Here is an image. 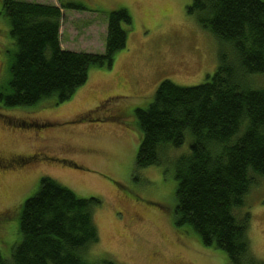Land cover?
<instances>
[{"label": "rangeland", "instance_id": "374dc122", "mask_svg": "<svg viewBox=\"0 0 264 264\" xmlns=\"http://www.w3.org/2000/svg\"><path fill=\"white\" fill-rule=\"evenodd\" d=\"M79 5L64 9L63 48L104 51L108 12L124 8L131 16L126 46L111 66L95 65L69 99L53 97L31 106L0 103V157L24 156L12 168L0 167V254L4 259L20 240L22 202L49 177L79 198L95 197L98 242L86 251L97 264H230L226 254L201 244L196 234L172 223L174 169L169 164L135 166L141 129L135 114L152 101L164 79L194 86L211 76L219 51L232 52L186 13L190 0H27ZM0 0V93H9L16 47ZM253 87L263 77H252ZM191 137L167 152L174 159L189 152ZM166 168V170H164ZM244 197L252 216L249 238L254 256L264 261V176L254 177Z\"/></svg>", "mask_w": 264, "mask_h": 264}, {"label": "trees", "instance_id": "16d2710c", "mask_svg": "<svg viewBox=\"0 0 264 264\" xmlns=\"http://www.w3.org/2000/svg\"><path fill=\"white\" fill-rule=\"evenodd\" d=\"M59 3L2 0L16 47L9 93H0L3 107L31 106L51 97L56 104L64 102L86 82L91 66H111L114 54L126 46L125 27L132 22L120 8L107 14L103 52L62 48V10L84 9ZM186 13L229 43L232 52L219 51L215 71L200 84L162 80L147 107L135 110L141 129L135 166L172 164L175 227L223 251L230 264H264L252 252V216L244 208L254 177L264 176V0H190ZM256 75L263 83L253 87ZM186 136L191 137L189 152L169 158L167 152ZM99 204L41 177L37 192L21 204L20 240L9 259L0 254V264H91L85 255L98 242L93 212Z\"/></svg>", "mask_w": 264, "mask_h": 264}, {"label": "flooded vegetation", "instance_id": "af4514ba", "mask_svg": "<svg viewBox=\"0 0 264 264\" xmlns=\"http://www.w3.org/2000/svg\"><path fill=\"white\" fill-rule=\"evenodd\" d=\"M23 160H24V156L21 155L15 157H5V158L0 157V167H2L1 169H6L10 165V167L14 168Z\"/></svg>", "mask_w": 264, "mask_h": 264}, {"label": "crops", "instance_id": "0c3cea01", "mask_svg": "<svg viewBox=\"0 0 264 264\" xmlns=\"http://www.w3.org/2000/svg\"><path fill=\"white\" fill-rule=\"evenodd\" d=\"M50 4H55V3L52 2V3H50ZM55 5H56V4H55ZM60 37H61V32H60ZM61 46H62V45H61ZM62 48H63V46H62Z\"/></svg>", "mask_w": 264, "mask_h": 264}]
</instances>
